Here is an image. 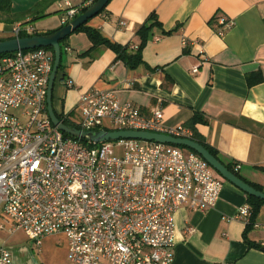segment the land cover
<instances>
[{
    "label": "crops",
    "instance_id": "1",
    "mask_svg": "<svg viewBox=\"0 0 264 264\" xmlns=\"http://www.w3.org/2000/svg\"><path fill=\"white\" fill-rule=\"evenodd\" d=\"M83 1L9 0L10 11L0 13V39L9 37L16 24L31 25L33 35L57 30L66 9ZM150 14L158 24L135 68L116 60L103 45L83 55L91 47L83 32L60 44L61 67L52 89L55 114L75 123L79 96L90 88L112 91L120 103L144 115L159 107L169 126L188 127L199 113L206 122L194 124V130L223 161L239 163L241 177L264 192V0H109L87 25L135 51L140 43L136 31ZM218 19L231 22L221 35ZM257 72L261 82L248 85L247 76ZM244 203L245 193L224 180L218 200L206 212L179 208L171 264H264V249L249 245L264 240V232L252 228L246 241V226L235 217ZM259 214L264 216V204ZM0 219V244L10 251L11 264H69L66 241L64 260L57 261L28 244L26 234L11 228L1 214ZM255 221L264 223V217Z\"/></svg>",
    "mask_w": 264,
    "mask_h": 264
},
{
    "label": "built area",
    "instance_id": "2",
    "mask_svg": "<svg viewBox=\"0 0 264 264\" xmlns=\"http://www.w3.org/2000/svg\"><path fill=\"white\" fill-rule=\"evenodd\" d=\"M95 1L67 8L62 25ZM216 25L221 35L231 22L218 19ZM21 33L35 32L31 25H14L11 35ZM52 66L53 52L43 47L0 56L1 216L35 248L45 237L63 235L69 264H171L176 211L206 212L218 200L224 179L201 156L175 145L117 139L86 146L65 137L46 111ZM78 107L80 119L73 124L81 130L191 139L183 124L165 125L159 107L144 115L120 103L112 91L90 88L80 94ZM235 217L264 232V223H251L248 203ZM258 248L264 249V240ZM0 264H11L2 244Z\"/></svg>",
    "mask_w": 264,
    "mask_h": 264
},
{
    "label": "water",
    "instance_id": "3",
    "mask_svg": "<svg viewBox=\"0 0 264 264\" xmlns=\"http://www.w3.org/2000/svg\"><path fill=\"white\" fill-rule=\"evenodd\" d=\"M108 1L109 0H96L84 12L80 13L69 23L52 33L14 37L11 39L2 40L0 41V54L12 53L19 50H29L40 47L52 48L53 66L47 84L46 111L51 123L55 125L61 132L66 133L77 139H84L92 144L117 139H140L144 141H155L157 143L162 144L185 146L195 151L199 156H201L209 164V166L224 180L232 183L244 193L264 201V192L255 189L254 187L240 179L238 176L227 170V168L217 158H215L202 144L192 139L174 138L164 134L150 133L144 131L81 130L71 125L65 124L61 119L57 117L52 107V89L60 64V41L68 37L76 28L84 24L90 18L99 14L101 10L106 6Z\"/></svg>",
    "mask_w": 264,
    "mask_h": 264
},
{
    "label": "trees",
    "instance_id": "4",
    "mask_svg": "<svg viewBox=\"0 0 264 264\" xmlns=\"http://www.w3.org/2000/svg\"><path fill=\"white\" fill-rule=\"evenodd\" d=\"M86 9L87 8H83L80 11V13L84 12ZM104 9H105V7L101 10V12H103ZM9 11H10V2H9V0H0V13H8ZM87 22L88 21H86L84 24L80 25L78 28H76L72 32V33H77V32L85 33V35L87 36V38L91 42V47L89 48L88 51L83 53V55H88V54L91 53V51L95 47L103 45V46L111 49L116 55L115 59L122 61L128 68H135V67H137L138 65H140L142 63L141 49L143 48L144 44L148 40L149 34L151 32V29L155 25L158 24L157 20H156V16L154 14H150L149 17L147 18V20L137 29L136 34L140 38V43H139V45H138V47H137V49L135 51H131V50H129V46L128 45H120V44H117V43H113V42H110L109 40H107L106 38L102 37L101 34L99 33V31L94 29V28H92V27H90V26H88ZM63 26L64 25H61L60 28H62ZM54 31H56V30H54ZM54 31H52V32H54ZM52 32H50V33H52ZM46 34H49V33H46ZM23 36H32V35H26V34H23V33H21L19 35V37H23ZM11 38H14V36L10 35L9 37H5V38L0 39V41L6 40V39H11ZM67 38L68 37H66L63 40H61L60 44L64 43ZM43 48L53 52L51 47H43ZM8 54L9 53L0 54V56H5V55H8ZM60 67H61V65L59 64L58 70L60 69ZM261 80H262V78H261V75H260L259 72L247 76V84L248 85H253V84L259 83V82H261ZM57 117L59 119H61L65 124L71 125L73 127L78 128L75 124H73L68 119L64 118L63 116L57 115ZM204 122H206V121L204 120V118L199 113H195L192 116V118H191V120H190V122L188 124V128H190L191 131H192L191 139L196 141V142H199L200 144H202L215 158H217L227 168V170H229L230 172H232L233 174L238 176L240 179H242L244 182L248 183L249 185H251L255 189L261 191V188L258 185L247 181L246 179L241 177V175L239 174L238 170L234 169V166L236 165L237 162H234V161H229V162L223 161L218 156L217 151L213 147L209 146L203 140V138L194 130V128H193L194 124H196V123H204ZM63 135L65 137H69V138H71L73 140H78L83 145H86V146H92L93 145L92 143H89V142H87L84 139H77V138L72 137V136H70V135H68L66 133H63ZM178 147L196 153L195 151H193V150H191V149H189V148H187L185 146H178ZM245 195H246L247 203H248V205L250 206V209H251L250 221H251V223H253L255 221L258 213H259L261 205L264 204V201L259 199V198L250 196V195H248L246 193H245ZM251 229H252V227L250 225L246 226V228H245L244 239L246 241H248L247 238H246V233L248 231H250ZM249 245L258 247V244L249 243Z\"/></svg>",
    "mask_w": 264,
    "mask_h": 264
},
{
    "label": "rangeland",
    "instance_id": "5",
    "mask_svg": "<svg viewBox=\"0 0 264 264\" xmlns=\"http://www.w3.org/2000/svg\"><path fill=\"white\" fill-rule=\"evenodd\" d=\"M79 119H80L79 116H77V118H75V122H78ZM116 155L121 156L122 152L119 149H116ZM257 217L262 218L264 216H263V214L258 213ZM0 222H1V219H0ZM6 228H7V225H6ZM19 236H22V234L19 233ZM65 241L66 240H65V237L63 235L52 236V237H49L47 239L42 240L40 247L43 250H45V252L47 250L48 255L51 258L62 262L64 260V257H65V248H66L65 247ZM27 243L31 245L32 241L31 240L27 241Z\"/></svg>",
    "mask_w": 264,
    "mask_h": 264
}]
</instances>
